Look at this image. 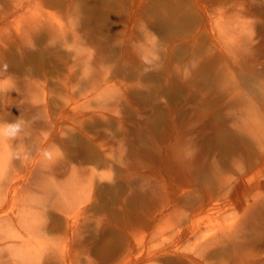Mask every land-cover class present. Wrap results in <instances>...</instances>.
<instances>
[{
	"label": "rangeland",
	"instance_id": "obj_1",
	"mask_svg": "<svg viewBox=\"0 0 264 264\" xmlns=\"http://www.w3.org/2000/svg\"><path fill=\"white\" fill-rule=\"evenodd\" d=\"M10 123L0 264H264V0H0Z\"/></svg>",
	"mask_w": 264,
	"mask_h": 264
},
{
	"label": "bare ground",
	"instance_id": "obj_2",
	"mask_svg": "<svg viewBox=\"0 0 264 264\" xmlns=\"http://www.w3.org/2000/svg\"><path fill=\"white\" fill-rule=\"evenodd\" d=\"M1 137V136H0ZM2 142H0V144H1ZM6 143V142H5ZM7 145V144H6ZM2 146V145H1ZM3 146H5V145H3ZM7 147V146H6ZM2 149H3V152L5 153L6 152V150L4 151V148L3 147H1ZM1 153V152H0ZM7 153V152H6ZM4 155V154H3ZM1 157V160L3 159L2 158V156H0ZM5 159V158H4ZM4 159H3V161H4ZM3 161H1L2 162V164H1V166L3 165ZM1 170V169H0ZM1 173H2V171H1ZM4 176V175H3ZM0 177H2V176H0ZM7 177H8V175H7ZM6 177V178H7ZM7 180V179H6ZM8 181V180H7ZM3 181H0V190H2V188L4 187H2V185H1V183H2ZM6 183V182H5ZM5 191H6V188H5ZM4 191L2 190V192H1V194L3 193ZM0 194V196L2 197V195ZM5 196H6V194H5ZM4 196V197H5ZM0 197V198H1ZM2 200V199H1ZM1 204V203H0ZM1 207V206H0ZM80 207V206H79ZM1 212H2V210H0ZM5 212V211H4ZM74 212V217H77L78 215V207L74 210H72L71 211V214L70 215H72V213ZM23 213V212H22ZM4 217V216H3ZM8 217V216H7ZM0 219H1V216H0ZM74 219H76V218H74ZM19 220V219H18ZM35 220V219H34ZM0 222H2V220L0 221ZM72 222H73V220H72ZM70 226V225H69ZM29 227V226H28ZM44 228V227H43ZM8 229V228H7ZM6 229V230H7ZM29 229V228H28ZM72 229V228H71ZM35 230V229H34ZM198 230L199 229H197V226H196V228L195 227H192V229L190 230V232L191 233H193L194 235H197L198 233ZM8 231V230H7ZM38 231H39V229H38ZM36 232V231H35ZM31 233H34V231H32ZM30 233V234H31ZM6 234V233H5ZM16 234V233H15ZM1 236H2V234H1ZM11 236V235H10ZM13 236V235H12ZM27 236H28V234H27ZM26 236V237H27ZM32 236H34V235H32ZM38 236L39 235H36V236H34L32 239H34L35 238V240H34V242H36V240H38L39 241V239H37L38 238ZM3 237H4V235H3ZM197 237V236H196ZM12 238V237H11ZM41 238H43V237H41ZM31 239V238H30ZM46 239V238H45ZM27 240H28V238H27ZM44 240V239H43ZM20 241V243H21V245H24V243H26V241H25V238L23 237V239H21V240H19ZM53 241V240H52ZM14 243H16V244H18V242L17 241H15ZM44 243V242H43ZM43 243H40V245L41 246H43ZM27 244H28V241H27ZM38 245V244H37ZM37 245H31V246H27L26 247V249L25 250H27V251H29L30 253H32V252H34L33 253V255H35L34 256V258H36V253L38 254V257H37V260H35L34 262H33V264H43L44 262H47L46 264H48L49 262H52L53 264H57V263H60V262H62L63 264H69V262H70V260H69V257H68V254H67V252L65 251V250H61V252H59L58 251V253H57V251L56 250H52L51 252H49L48 253V255L47 254H45L44 255V252L42 251V249H41V247H38ZM64 245V244H63ZM63 245H62V248H63ZM9 247V246H8ZM29 247V248H28ZM56 247V246H55ZM58 247H59V245H58ZM67 247V246H66ZM39 248L41 249L40 250V252L38 251L39 250ZM21 251V250H20ZM24 251V250H23ZM47 252V251H46ZM24 254V253H23ZM27 254V253H26ZM76 254V253H75ZM30 255V254H29ZM25 256H27V255H25ZM70 256V255H69ZM18 257V256H17ZM19 258V257H18ZM81 258V257H80ZM56 261V263H54ZM190 261H191V264H193L194 262H195V260L194 259H192V258H190ZM6 264V263H5ZM51 264V263H50ZM196 264V263H195Z\"/></svg>",
	"mask_w": 264,
	"mask_h": 264
},
{
	"label": "clouds",
	"instance_id": "obj_3",
	"mask_svg": "<svg viewBox=\"0 0 264 264\" xmlns=\"http://www.w3.org/2000/svg\"><path fill=\"white\" fill-rule=\"evenodd\" d=\"M19 124L18 123H10L5 125H0V134L6 135H14L17 131H19Z\"/></svg>",
	"mask_w": 264,
	"mask_h": 264
}]
</instances>
